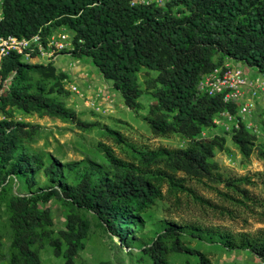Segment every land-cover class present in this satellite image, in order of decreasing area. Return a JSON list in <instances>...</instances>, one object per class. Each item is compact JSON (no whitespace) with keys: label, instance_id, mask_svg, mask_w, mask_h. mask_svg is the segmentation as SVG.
I'll return each mask as SVG.
<instances>
[{"label":"trees","instance_id":"obj_1","mask_svg":"<svg viewBox=\"0 0 264 264\" xmlns=\"http://www.w3.org/2000/svg\"><path fill=\"white\" fill-rule=\"evenodd\" d=\"M132 1L4 0L0 22V37L26 39L39 31L45 34L48 26L65 25L74 35L77 55L92 61L130 110L139 109L137 100L143 90L137 76L141 70L147 71L145 89L156 102L143 121L155 137L176 134L188 142L186 149L163 148L128 161L105 147L111 169L109 178L95 179L83 174L76 185L52 192L78 208L92 211L116 236L122 234L120 223L126 215L164 198L161 191L164 185L168 186L169 194L176 188L188 191L187 180L221 183L216 173L218 166L212 160L213 150L221 147L216 139H199V135L228 106L219 96L197 93L200 78L221 66L226 58L264 73V0H164L163 5H131ZM36 68L37 65L21 63L14 53L4 58L0 75L3 79L12 72L15 75L0 103L4 104L8 96L10 103L24 113L58 118L81 131L90 130L94 125L79 120L74 111L41 94H26L18 87L24 73ZM149 72L156 76L150 77ZM37 130V126L14 123L8 117L0 121V182L9 175L41 170L51 182L60 178L63 165L53 159L45 163L41 156L28 154L21 147V141L30 140ZM104 133L114 144H125L120 133L109 129ZM230 137L243 156L251 154L254 135L240 129ZM261 148L264 157V144ZM158 157L165 159L167 167L153 169ZM177 173L182 176L177 177ZM223 184L226 188L231 186L229 182ZM240 194L248 199L246 190ZM8 207L14 234L9 264H38L32 247L42 239L38 229L42 225L52 226L48 210L39 212L35 204L29 205L24 198L10 201ZM260 216L264 222V213ZM67 227L69 233H60L65 251L61 253L62 243L58 239L52 240L51 245L55 255L65 259L64 264H73L79 234L72 225ZM168 234L178 232L170 229ZM222 238L227 250H250L264 263V230L255 234H223ZM173 248L182 251L177 241ZM144 253L152 264H167L168 249L160 241L146 247ZM199 261L209 264L204 256Z\"/></svg>","mask_w":264,"mask_h":264},{"label":"rangeland","instance_id":"obj_2","mask_svg":"<svg viewBox=\"0 0 264 264\" xmlns=\"http://www.w3.org/2000/svg\"><path fill=\"white\" fill-rule=\"evenodd\" d=\"M59 30L69 35L71 49L52 59L23 60L21 63L38 68L25 72L18 87L26 94H41L62 104L74 111L79 120L94 126L81 131L69 121L34 112L24 113L10 103L8 96L4 104L0 103V121L8 117L14 123L38 127L30 140L21 141L26 153L41 156L45 163L53 159L64 166L60 178L54 182L49 181L42 170L34 174L9 175L0 182V264L10 262L14 235L8 204L20 198L29 205L35 204L39 212L48 210L52 222V226L42 225L38 229L42 239L32 247L37 253L38 264H64L62 255H55L51 241L60 240V251H65L66 244L60 233H69L67 224L79 234L73 264H152L144 249L156 240L168 249L167 264H200V256L209 264H264L250 250H227L221 239L223 234H255L264 230L260 216L264 213V157L260 154L264 144L262 105L257 106L254 114L260 133L247 157L221 129L204 133V139H216L221 147L213 150L212 159L218 166L216 173L221 183L218 180L215 183L187 180L188 191L176 188L169 194L168 186L164 185L163 199H155L152 204L126 215L120 223L123 229L120 236L109 232L92 211L78 208L52 193L54 190L60 192L63 186L76 185L83 174L95 179L109 178L111 169L105 147H110L126 161L163 148L188 147V142L176 134L167 138L153 136L143 121L156 102L145 89L147 71L141 70L137 76V83L143 90L137 100L139 109L130 110L92 61L77 55L73 33L65 25L48 26L44 33ZM149 76L155 77L156 73L149 72ZM106 129L120 133L125 144H114L105 135ZM153 165V169L167 167L163 157L156 158ZM224 182L231 186L226 188ZM242 190L247 191L248 199L242 197ZM170 229L177 230L178 234L170 236ZM175 241L181 252L173 248Z\"/></svg>","mask_w":264,"mask_h":264},{"label":"built area","instance_id":"obj_3","mask_svg":"<svg viewBox=\"0 0 264 264\" xmlns=\"http://www.w3.org/2000/svg\"><path fill=\"white\" fill-rule=\"evenodd\" d=\"M164 0H133L134 4H162ZM3 2L0 0V22L3 20ZM74 36V35H73ZM72 47L69 35L62 30L43 34L40 31L33 37L16 38L0 37V68L1 62L10 54H15L20 61L42 57L52 59L62 55ZM15 73L7 79L0 75V99L9 91L10 83ZM196 92L208 97L219 96L228 107L219 112L212 121V126L204 129L199 139H204L207 130L221 129L231 136L243 129L257 137L259 126L254 121L257 106H264V73H257L251 68L241 67L240 64L226 58L221 66L203 75L196 86Z\"/></svg>","mask_w":264,"mask_h":264}]
</instances>
